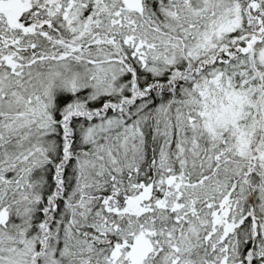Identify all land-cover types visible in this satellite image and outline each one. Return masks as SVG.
<instances>
[{"label":"rangeland","instance_id":"1","mask_svg":"<svg viewBox=\"0 0 264 264\" xmlns=\"http://www.w3.org/2000/svg\"><path fill=\"white\" fill-rule=\"evenodd\" d=\"M109 2L111 8L115 6L112 15H96L84 24L78 21L86 7L82 0H0V264H155V260L157 264H231L232 259L237 264H248L250 259L252 264H264L263 193L259 197L250 190L244 176L234 183L241 184L235 188L237 195H228L233 177L251 168L247 163L255 147L245 124L255 134L264 132V23L260 22L264 0L97 1L102 8ZM53 25L67 34L78 31L75 39L86 37L91 48L54 47L58 35L54 31L48 40L44 31ZM102 29L119 35L123 46L91 37ZM257 31L263 36L258 37ZM194 61L196 68L190 70ZM130 63L142 78L158 75L162 80L157 79L156 85L140 83ZM120 92L129 95L128 104H122L123 97L118 104L126 107L123 114L118 111L95 121L81 115L92 109L88 104ZM137 92H145L146 99ZM170 107L175 108L176 118L172 142L177 156L188 158L178 162L177 180H156L163 197L149 206L156 209L157 218L148 214L151 208L146 200L151 193L142 185L133 188L132 196L140 199L141 207L126 215L130 229L139 227L143 234L139 249L120 240V234L115 247L104 248L100 240L88 243L73 228L77 226L71 218L78 213L70 211L69 200L55 215L53 227L39 223L47 209L43 208L49 199L45 194L50 193L44 191L49 184L44 181L48 161L58 159L53 145L58 130L74 137L80 150L66 172L68 199L78 200L80 210L92 215V198L106 193L94 187L103 181L98 179L101 171L106 166L118 173L115 181L121 179L122 169L115 165L127 153H141V128L154 124L169 141L171 123L164 116ZM68 122L76 125L75 136L66 127ZM170 143L158 150L159 164L169 155ZM204 156L215 166L206 180V175L199 176ZM240 156L247 166L230 172L224 161ZM256 157L264 162L262 156ZM163 166L169 167L164 159ZM259 166L263 171L264 165ZM248 201L252 204L248 220L259 234L251 236L255 241L229 247L228 235L233 225L244 220ZM103 202L102 208H107ZM107 210L118 213L113 207ZM98 227L92 224L89 229ZM129 234L135 236L131 230ZM245 234L246 230L240 231L239 239ZM250 243L245 256L244 248ZM135 250L136 260L130 263L129 255Z\"/></svg>","mask_w":264,"mask_h":264},{"label":"trees","instance_id":"2","mask_svg":"<svg viewBox=\"0 0 264 264\" xmlns=\"http://www.w3.org/2000/svg\"><path fill=\"white\" fill-rule=\"evenodd\" d=\"M97 1L98 0H82V2L86 4V7L83 8V10H81L79 13V16H78L79 22L86 24L88 21H91L96 15H98L99 18L106 17L107 15L108 16L112 15V13L114 12V10L112 9L115 6H112L111 8L110 2H109L108 7L104 5L103 6L104 8H102L99 6ZM99 9L101 10L98 13ZM260 22L264 23L263 20H261ZM44 31H45V35L47 36L46 38L48 40H50L51 38L50 34L53 35L54 31H55V34L58 35L57 39L55 40V42H58L56 44L57 46H54L56 48H58L59 46H62L64 49L70 48V50H72L73 47H75L76 49H78L79 47L80 48L83 47L82 48L83 50L91 48V45L87 47L88 40L86 37L75 39V35L78 34V31H76V34H73V35L67 34L66 31L63 30L61 26L59 27L55 25L51 26L50 29H44ZM111 32L112 31L110 32L103 31L102 29L100 32H97L99 34H94V36H91V37L93 38L97 37V41H99L100 43H109L106 41L114 40L116 41V43L122 45L121 43L122 38L119 35H116L115 33H111ZM256 34L258 35V37L263 36L262 35L263 32L261 33L257 31ZM235 57L237 56L235 55L233 58ZM121 58H122V61L123 60L125 61V58L123 57ZM226 60L230 61L231 58L226 57ZM194 63H198V62L194 61L190 63L191 65L188 66L190 70H194L196 68V64L193 65ZM130 70L134 76H137L136 72H139V69L135 67L134 64H131ZM179 71L180 69L178 70V72ZM225 74H223V77L225 76ZM133 88H139V86H134ZM137 93H139L140 96L143 95V98L146 99L144 97V95L146 94L145 92L144 93L137 92ZM127 96L129 95L124 93V96L119 97V98L123 97V101H122L123 105L128 104V102L125 101V98ZM119 98L112 97L109 100H106L104 104L97 103L96 107L94 106V108H92L88 113H86V111H83L81 115H83V118L87 120L89 119V120L95 121L103 117L106 118L110 114L114 115L118 113V111L119 113L123 114L124 113L123 108H126V107L123 105H118L120 101L122 100ZM151 98L152 97L150 96L149 101L152 100ZM59 100L61 101V99ZM141 101L143 102V100ZM135 102L136 101H134L133 103ZM173 110L175 112L174 107H170L167 109V112L165 113L166 116H164V121L166 120V118H169L175 115V113H173ZM149 117L151 118V114L149 115ZM170 123L171 125H170V129L168 130V132L171 138L168 139L169 140L168 142L165 140L164 137H161L162 130H159L160 127H157L154 124L150 125L148 123V125H150L148 126L149 128L148 127L147 129L141 128L140 137L141 138L145 137V141H143V147H142L141 153L139 154L138 153H127V157L123 156L124 162L120 159L121 157H119L118 163L117 165H115L118 168L122 169L123 176L121 177V179H118L115 181V177L117 176L118 173L115 174V171L110 172V170H108V167L105 166L106 169L104 171H101V173L103 172L102 173L103 176L98 178V179H103V181L101 183H97L94 187H97V189L102 194H103V191H105L106 193H111V195H106V193H104V195H98L97 197L92 198L94 201V205H95V208L93 207V205L90 206L93 212L92 215L91 213L87 212L88 210L86 211V209L83 210L85 214H82L83 212L80 210L79 206H81V204L79 203V201L74 200V199L70 201L71 199H68L69 195L67 193L66 186L69 188L70 184L68 185L65 184V179H69L68 173L66 172L69 169L68 167L69 164L73 161V159L74 160L76 159L77 155H79L80 150L77 147L78 141L76 142L73 140L74 137L72 138L71 135H66L61 129L58 130L56 135L53 136V140H54L53 145L56 146V155L58 156V159L53 162H50V160L48 161V166H50L51 169L49 170V173L47 175L48 180L46 177L45 182L49 183L48 191L50 193L45 194L47 197H49V199L48 201L45 202V205L43 206V208H47V209L45 210L43 214L44 217H42L41 219L42 222H39V223H42V226L46 225L47 229H49L50 227H53L54 226L53 220H54L55 215L59 213V211L61 210V207L65 205L69 200V204L70 202H72V205H71L72 207L70 211L73 212L74 214L78 213L77 218L76 216L71 218L74 222H76L75 225L77 226V227L73 226V228L77 230V233L83 236L88 243H90L91 241L100 240V242H103L100 244L103 245L104 248H107V247L110 248L111 246L115 247V245L117 246V244L115 243L116 241H118L117 238L120 234V240H126L127 243H129L128 245L130 244L135 245V247L139 249L140 247L139 241L143 238V234L140 232L139 227L137 228L131 227L130 229V225H128V216L126 215L127 212L130 211L131 209L141 207V205L139 204L140 199L139 198L134 199L132 196V194H134L133 188L139 185H142L143 187H145L151 193V197L148 200H146L148 203V206L150 204H154L155 202H157V199H160V197H163L158 194V191L161 193L162 187L159 186V188L157 189L158 186H155V184L157 185L156 180L158 178L163 179V180H167V179L169 180L172 178L171 181L177 180L174 177H176L175 170L177 169L178 162H180L182 158H185V157L188 158V156H185L183 154L180 156H177V152L175 151V142H172V140L176 139V130L174 129L172 122ZM141 124H144V123H141ZM239 124L241 125V128L244 127V123L239 122ZM245 126L248 129L247 135L249 136L250 139L253 140L251 147L252 148L255 147V149H253L254 150L253 152L250 151L251 152V156H250L251 162H248L247 163L248 166H247L245 162L240 160L241 158L240 156L239 158L235 157L234 159H231V160H228V157H227L223 163L229 167L230 172L233 169L235 170L236 167L240 165H244L247 167L251 166L249 171H247V169H244L245 171L243 170L242 172H238L236 174V177H233L234 180L230 181V183L228 184L230 189L233 190L232 193H228L229 197L231 198L233 197V194L235 196L237 195L235 194V190H236L235 188H238V185L239 187L241 186V184H234V183L237 181L240 182L242 178H244V176H245V181H249V184H246V186L250 190L252 189V191L258 192L260 194L259 197L261 196V193H263L264 195V170L262 171L259 166V165H264V162L262 163L261 158L258 159V157H256V156H262L264 159V132L255 134L254 132H252L253 129L252 131L250 130V127L248 124H245ZM73 133L75 136L76 132H73ZM169 142H171L170 147H169L170 153L169 155H166L165 157H163L161 159L162 164H159L160 160L156 162L155 156L158 154V150H160V148L164 147V145ZM59 156H62V157H59ZM231 157L233 158L234 156H231ZM163 159L165 160V162L169 164L168 168L163 166ZM201 161H202L201 163H203V166L200 168V171H202L203 173H201V175L199 176L203 177L204 175H206L207 177L204 179L206 180L208 177L211 176L209 174L211 170L209 169H212V167L213 169H215V166H213V163L210 157L204 156V158ZM188 169L190 170V165L188 166ZM92 173H94V170H92ZM246 175H248L249 177H247ZM190 178L188 177L186 181L190 180ZM144 183H146V186H149V187L144 186ZM174 186L177 187L178 190L181 188V186L177 184ZM186 186H188V182L186 183ZM44 191H47V186L45 187ZM112 193H116V194L112 195ZM213 193H218V192H212V194ZM93 194L95 196L97 193L94 192ZM216 196L217 194L213 195V197H216ZM252 196H253V192L250 196L251 202L253 203L254 200L252 199ZM165 199L167 200V198ZM103 201H105L109 205L107 208L110 209L111 207H113L116 209L114 211H118V213L117 214H114L113 212L110 213L107 210V208H104V207L102 208L104 204ZM69 204H66V205H69ZM211 205L213 206V209H215L217 206L216 201H214ZM251 205L252 204H250L249 201L245 203V209H244L245 216H244V220L242 221L243 223L242 222L240 223L242 225L241 226H239L240 224H238L237 226L233 225V228H232L233 230L231 231L232 233L231 232L229 233L228 241L226 242V244H228L229 247L231 244L238 245L240 241H244V239H239L238 237L239 232L242 230H246L247 234H249L250 236H253L252 232L250 231L252 229L251 227L252 223H250V221L248 220L251 218V212H249L248 210ZM149 207L151 208V210L148 211V214H150V217L157 218L158 214L156 212V209L153 206H149ZM253 208L254 206H252L251 210H253ZM79 212H80V215H79ZM80 219L83 220L81 223H79ZM92 224L99 225V227L97 228V231H94V230L92 231L89 229L90 225ZM100 224H103L104 226H100ZM105 224L107 225V229H106ZM79 226L82 228H80ZM130 230H131V233L135 235L132 238L128 236L130 235L129 234ZM256 230L258 231V229H255V232ZM256 234L258 235L259 233L256 232ZM105 240L107 241L106 245L104 244ZM93 245L95 246L96 242H93ZM122 245H124L123 242H122ZM249 249H250L249 245L245 246L244 248L245 256L248 255ZM136 257L137 256H136V250H135V254L132 257L129 255L130 263L132 262V260L134 262V260H136ZM127 262H128V259H127ZM246 262L248 264L253 263L252 259L248 261L246 260ZM154 263L157 264V260H155ZM234 263L237 264L238 261H234V259H232L231 264H234Z\"/></svg>","mask_w":264,"mask_h":264},{"label":"bare ground","instance_id":"3","mask_svg":"<svg viewBox=\"0 0 264 264\" xmlns=\"http://www.w3.org/2000/svg\"><path fill=\"white\" fill-rule=\"evenodd\" d=\"M177 70H179V68L177 69ZM171 74V73H170ZM170 74H168V75H170ZM136 75H137V77H138V80L137 81H139L140 83L141 82H143V83H147V84H149V83H153L154 82V84H158L157 82H156V80L159 78V76L158 75H155V77L153 78V79H151L150 77L149 78H142L143 77V75H140V73L139 72H136ZM145 80V81H144ZM162 79H158L157 81H161ZM148 86V85H147ZM59 91V90H58ZM121 96H124V93L123 92H120V93H118L117 94V97L115 96L114 98H119V97H121ZM120 99V98H119ZM106 100H108V99H106V98H100L96 103H94L93 105H91V104H88L87 106H89L90 108H94V106L96 107V105H97V103H99V104H104L105 103V101ZM129 102V101H128ZM148 118H150V117H146V118H144L145 120H146V122H147V119ZM173 118V119H172ZM175 117H173V116H171V117H169V118H166V120L167 121H169V122H175ZM178 122H179V120H177ZM143 122H145L144 120H143ZM149 124H152V120L150 119V121L148 122ZM70 123L68 122L67 124H66V127H68V129L70 130H72L73 132H77V127H76V125H73V123L70 125ZM144 125V124H143ZM130 137V136H129ZM126 140H127V138H126ZM141 140H142V143H143V141H145V137H142L141 138ZM175 151H177L178 152V150H176V148H175ZM51 168H50V166H49V170H50ZM46 179H44V181H45ZM48 189V188H47ZM242 239H244V240H248V241H255V238H253V237H251L249 234H245V235H243L242 237H241Z\"/></svg>","mask_w":264,"mask_h":264},{"label":"flooded vegetation","instance_id":"4","mask_svg":"<svg viewBox=\"0 0 264 264\" xmlns=\"http://www.w3.org/2000/svg\"><path fill=\"white\" fill-rule=\"evenodd\" d=\"M233 230V229H232ZM251 232H252V235L254 236V237H256L257 236V234H256V232H255V227H252V229H251ZM252 247V244L250 243V245H249V247Z\"/></svg>","mask_w":264,"mask_h":264}]
</instances>
